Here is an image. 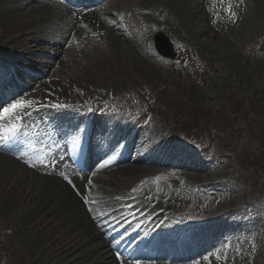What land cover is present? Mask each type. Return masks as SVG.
Returning a JSON list of instances; mask_svg holds the SVG:
<instances>
[{
  "label": "bare ground",
  "instance_id": "6f19581e",
  "mask_svg": "<svg viewBox=\"0 0 264 264\" xmlns=\"http://www.w3.org/2000/svg\"><path fill=\"white\" fill-rule=\"evenodd\" d=\"M11 1L10 5L0 4L1 51H5V45L16 37H26L27 39L30 25L41 22L42 26L41 31L35 33L39 37L34 36L28 41L29 49L26 47V54L18 58L14 55L11 57L13 61L11 70H22L19 68L17 60L31 63V60H35L31 56L40 54L49 60L45 63L46 65H40L44 68L43 71L48 68L42 72V76L46 74L43 80L38 79V72H33L35 74L29 75L30 77L35 75L34 83L28 87H21L19 93L15 94L24 101H34L30 109L38 107L42 103L44 105L49 103H53L54 106L62 105L63 103L53 99L55 97L67 103L75 102L74 104H78L79 109H81L91 95L87 91L86 85L75 86V90L73 89L74 77L63 80L64 76L61 71L65 64H70L80 77L87 81L88 75L96 69H101L105 60L114 61L117 52L125 54L126 57H142L145 52L136 39L139 37L143 41L146 31H149V38H151V33L160 32L178 39L179 41H177L181 43L180 55H190L193 51H198L197 46H200L203 53L211 61L220 62L218 65L223 68L230 67L239 78L238 81L242 83L248 84V76L254 69H258L260 64L258 62L261 61L259 58H249L244 61L237 49L235 52V47L232 52L218 53L212 50L211 46L215 45L220 48L223 47L224 38H235L237 35L235 33L240 30L241 22L249 21L251 17H258V20L262 16L264 17V10H260L258 15L250 14L253 7L262 0H242L243 3L239 6L237 0H137L140 3L139 7H132L135 1L129 7L128 3L123 4L120 10L124 11L128 7L124 12L129 14V19L133 21L131 17L134 15L138 21L144 23L143 27L134 22V25L129 24L123 18H117L114 15V12L117 11L114 5L118 3L117 0H107L105 3L103 0L100 7L99 4L97 6L83 5L77 8L68 7L61 0ZM120 3L123 2L120 1ZM262 23L259 32L264 34V21ZM117 24H120L121 28H116L115 25ZM183 28L187 30L184 31ZM43 29L44 32H42ZM122 32H126V34ZM195 44H197L196 48ZM69 49L80 51V56L76 61L69 60ZM262 49L264 50V46ZM83 62L86 64H82ZM0 70L3 69L0 68ZM12 78L13 74H10V77L6 75L0 81V103L7 101L6 96L1 92V86L11 84ZM113 84L114 82L109 80L108 83L104 82L102 87H93L98 90H108V92L116 91L112 89ZM28 89L29 92L24 93ZM9 97L11 96L8 95ZM93 99L94 95L86 104L82 114L91 107ZM36 101L40 103L37 104ZM52 109L54 108L52 107ZM28 110L25 109L0 120V133L7 135L6 130L13 127L17 130L15 135L10 136L9 139L0 140V155H4L5 159H13L19 163L15 160L22 152V145L18 141V137L24 131L22 124L25 123L27 128L25 132L29 135L28 142L35 147V152L29 159L30 163L27 166L19 164L27 167L24 177L27 178V185H32L33 197L28 200V207L18 218L19 225L25 226L26 232L21 233L18 230L17 235L20 238H25L23 243L31 246L32 250L42 248L44 242L40 243V239L33 240L32 238L36 235H28L32 234L35 229L38 232V227L35 225H38L41 217L45 215L46 227L62 225L61 243L63 244L65 240L68 241L64 246L59 245V248H53L54 256H51L47 261L44 257L45 253L41 255L42 258L35 254L36 259H43V264H222L221 253L224 251L225 258V253L232 251L234 246H228L229 237L224 232H209L208 225L210 223L213 230L217 227L232 226L222 219L229 210L221 209L216 211V214L213 213V217L205 214L204 221L210 222L200 225L201 228L197 232L190 228L189 231L195 233L192 238L187 239V236H179L181 242L177 247L172 244L167 246L163 244V252L157 255H144L137 251L125 252L118 242L113 241L115 235L110 234L111 229L116 227V222L124 217L133 218L134 215H130L132 212L141 213L142 218L140 220L146 219L147 224L151 225L156 221H162V216L178 211L182 202L176 201V199L183 195L185 189L177 179V175L186 177L188 182L193 183L194 188L201 190L204 194L216 195L211 187L213 185L195 183L198 177L195 174L192 175L190 171L200 172L199 167L196 168L197 165H193V163L190 165L183 164V166L174 164L171 161L174 150L172 147L168 146L169 151L164 153L166 155L165 160L157 157L147 158L148 153L152 154L151 152L155 151L153 147L142 149L141 155L135 158L133 153L137 145L144 147L148 143L147 139L138 141L140 129L136 132L130 145L116 152L120 155L113 156V164L99 166L94 170L92 166L89 168L87 166L82 171L78 170L73 167L70 159H68V153L66 156L64 149L60 148V144H54L55 139L60 136L58 114L53 113L51 120L44 124L45 127H38L43 115L30 116L31 123L29 124ZM2 114L3 111L0 115ZM21 116L23 119L20 118ZM101 117L108 116L98 115L92 121L90 129L85 128L83 133L75 135L70 131L63 140L70 138L71 141L79 140L85 143L87 139H90L91 143H88V147L92 153L102 156L104 152H112L109 149L111 144L105 139L104 129V133L100 129L95 131ZM32 121L35 122V125ZM109 121L112 125L111 118ZM27 124L31 127L30 129H28ZM114 126L116 125L113 124L112 127ZM162 133L170 140L175 139L174 130L170 131L169 128H165ZM158 151L160 152V150ZM189 157L184 156L182 159L189 160ZM3 166L5 165L3 164ZM148 174H158L160 182L156 189H152L154 187L151 182L141 179ZM165 174L169 178L167 177L163 181L162 177ZM12 186L18 195L25 194L24 185L21 187L18 183H12ZM102 190L106 191L107 194H100ZM122 193H124L123 197L127 198L122 202L114 200L116 195ZM96 194H100V196L96 197ZM25 198L27 199V196ZM3 200L1 202L2 207L6 210L7 206L9 208V203L8 201L3 203ZM126 207L130 208L129 211ZM150 207L154 209V212L148 213L147 208ZM158 210L160 212L155 214ZM46 211L49 213L48 217ZM115 216L117 217L113 218ZM165 224L164 222L163 225ZM135 225L131 222L133 230L124 240V243L133 244V247L136 248L147 244L154 246L155 244L149 240V235L143 234L135 228ZM197 227L199 226L194 227V229ZM181 232H186V230H181ZM240 242L242 243V241ZM243 243L248 250V241ZM149 245L146 246L147 250L150 249ZM246 250L244 249V252ZM233 251L235 252V250ZM249 251L251 253V250ZM233 255L235 254L233 253ZM62 257L64 259H61Z\"/></svg>",
  "mask_w": 264,
  "mask_h": 264
},
{
  "label": "rangeland",
  "instance_id": "374dc122",
  "mask_svg": "<svg viewBox=\"0 0 264 264\" xmlns=\"http://www.w3.org/2000/svg\"><path fill=\"white\" fill-rule=\"evenodd\" d=\"M120 1L123 3L121 4ZM133 1L135 2L132 7H139L140 3L137 0H117L118 3L114 5L115 8L121 9L120 7H123V4L128 3L129 7ZM11 2V0H0L1 5H10ZM128 7H126L125 10H127ZM260 10H264V0L255 5L250 14L258 15ZM132 18L135 19L138 25L141 27L143 26L142 22L138 21L134 15H132ZM260 19L258 20V17H251L249 21L241 22L240 30L238 33H235L237 34L235 38H224L223 47L218 48L215 45L211 46V49L218 53L232 52L235 47V52L238 51L244 61L249 58H259V61L261 60L258 62L260 63L258 69H254L248 76V84L238 81L239 78L230 67L223 68L218 65L220 62L216 61L215 63L211 61L208 56L203 53V49L200 46H197L198 51L195 50L191 54V63H193L194 66L188 65L190 63L189 59L184 57V63L187 65V68L181 70V68L177 66L179 63V58L177 56L179 51L176 47L178 46L177 42L179 40L166 35L165 38H167L169 44L176 53L174 59H164L158 56L152 49L153 47L149 49L143 48L144 52H147L150 57L147 56V54H142V57L136 56L131 58L126 57L125 54L121 52H117L114 61L105 60L101 69H96V71H92V73L88 75L87 81L82 79L70 64H65L64 69L61 71L64 76L63 80L74 77L73 89L75 90V86L86 85L88 88L87 91L91 96L85 101L81 109H79L78 104H74L75 102L67 103L55 97L53 98L57 99L55 101L63 103L61 107H56L52 105L53 103H49L48 105L42 103L38 107L29 109L27 112L29 124L31 123L30 116L43 115L40 123H38V127H45L46 125L44 124L51 120V115L56 112L59 117L60 136L55 139L54 144H60V148L63 149V138L69 134L79 122L85 121L82 111L94 95L91 105L94 107L98 104V111L103 114L101 116L112 117V125L115 121L119 120L117 121L118 123H114L116 126L112 127L108 117H101L98 120V127L95 131L100 129L104 133V131L107 132V130L108 132L113 131L114 129L111 128H115V132L118 133V129L123 127L122 120L127 124L129 129L141 127L147 134L151 135H153V130L169 127L170 131H175V136L178 141H181L180 136H182L190 140L194 139L195 142L201 144V147V142H203L204 145H207L205 147H208V154L216 152L217 150L219 154L214 157L217 159L216 165L220 166L217 172H221L222 169L220 168H223V166L224 171L222 174L216 173V176L219 177V182L213 177L214 180L210 179L209 183L213 185L211 186L213 192L216 195L217 192H220L221 194L218 195L221 196H213L210 199L208 197L200 201L199 204L203 203V207H199V209L203 210V208L208 207L212 209L210 211H215L218 208L230 205L228 207L230 208L229 212L222 217V219L229 224L231 217L230 213L234 208H237V212L233 215V220L237 226L241 224L247 226V230L250 233L249 236H252L254 242V252L253 248L252 250L250 248L246 250L243 242L247 240H242V243L239 242V245L240 247L242 246L246 252H243L241 260L237 258L229 264H264V50L262 49L264 34L259 32L264 17L262 16ZM28 29L29 36L27 39L26 37H16L13 41L5 45V51L0 50V68L3 69V72L0 70V81H2L6 75L10 77V74H13L11 81L15 84L12 85L11 83L4 85L2 87L3 89L1 88L3 94L12 89L18 88L19 90L22 86H30L34 83V79L36 78L35 75H32L31 78L29 75L31 73L35 74L38 72V79L41 80L46 76V74L42 76V72H45L48 68L43 71L44 68L40 67V65H46L45 63L49 60L42 57L40 54L34 57L31 56L35 59L31 60V63L17 60L19 68L22 70H11L13 66L11 57L14 55L18 58L26 54L25 49L26 47L28 48V41L34 36L39 37L35 33L41 31V22L30 25ZM183 29L184 31L187 30L186 28ZM42 32H44V29ZM148 37L149 31H146L145 37L143 38V45L147 43ZM196 45L197 44H195V48ZM45 48H47V45H45ZM68 54L69 60L72 59L76 61L80 56V51L69 49ZM26 59L30 61L28 57H26ZM160 61L173 62L174 66L164 65L159 63ZM82 64L85 65L86 62ZM111 76L113 77L110 78ZM109 80L114 82L112 89L116 91L107 93L108 90L104 92L102 89L98 90L94 88L97 86L102 87V84L104 82L108 83ZM27 92H29V89L28 91H24V93ZM110 94L113 95L111 96ZM120 106L125 108L124 113L120 111ZM52 107L55 108L52 109ZM133 109L134 113L131 114ZM50 110L52 111L49 113L48 111ZM91 110H93V108ZM32 123L35 125L34 121H32ZM22 126L24 131H27L26 124L23 123ZM27 127L28 129L31 128L28 124ZM120 129L125 130L124 128ZM127 133L128 132L125 131L124 135ZM130 136L131 134L128 137ZM124 137L125 136L120 139H114L112 143L117 144L122 141ZM146 139L148 142V138ZM152 141L153 142H150L149 145L165 142V136L161 135L160 140L152 139ZM182 145L194 150L200 148L199 144H196V147H192L190 143L185 144L182 142ZM153 148L155 151L151 152L152 154L148 153L147 158L152 159L157 157L158 159H166L164 153L169 151L168 146H162L160 148H155V146H153ZM158 150H160V152ZM206 152L205 148H201V154L205 155ZM182 157L184 156L182 155ZM182 157L181 152L179 153L173 150L171 161L176 165L180 164L179 166H183V164L190 165L191 163L197 165L196 168L199 167L198 169L200 172L195 170L190 172H194L191 174L197 175L199 181H201L203 178L202 176L209 171L216 172L217 170L214 162H210L209 168H205L199 165L198 160H196V164L195 162L188 163L189 161L187 159H182ZM197 157L199 158V156ZM5 158L4 155H0V264H43V259H36V255L42 258L41 255L45 253L46 255L44 257L47 261L51 256H54L52 253L53 248H59V245L64 246L68 243L66 240V243H61L63 226L53 225L46 227V217L43 215L40 219V223L35 225L38 227V232L35 229L36 231L34 230L32 234L30 233L28 235H36L32 238L33 240L40 239V243L44 242L42 248L32 250L31 246L23 243L25 238H20L17 235V231L20 230L21 233H25L26 227H21L19 225L18 218L28 207V200L33 197L31 191L32 185H27V178L24 177L27 167L16 163L13 159ZM208 159H212V157H208ZM16 161L18 162V160ZM3 164L5 166H3ZM220 175H222L223 178H221ZM151 176L153 177V180H151L152 183L157 184L155 176ZM167 177L169 178L167 174L163 175V181H165ZM12 183H18L21 187L24 185L26 189L25 194L22 196L18 195ZM209 183L205 182L201 184ZM4 191L5 193H2ZM102 193L107 194L104 190H102L100 194ZM2 200L3 203H7V201L9 203V208L7 206L6 210L2 207ZM177 200L182 202V196L176 199V201ZM193 204L194 202H191V198H188L186 203L182 205L183 210L179 217L180 220L185 219L184 221L187 222L190 218H193L191 211H194L196 206L192 208L191 211L189 210ZM47 211L46 215L48 217L49 213ZM196 212L199 213L198 211ZM204 214H210V212L204 211ZM210 217H213V215ZM188 225L189 223L187 226ZM212 227L210 223L208 228L211 230V233H222L227 230V226L217 227L214 230L211 229ZM181 230L183 231L184 229L181 228ZM236 230L238 229L234 228L231 231L237 233ZM178 232L179 230L177 227H170L162 232L161 237L168 234L169 238L172 237V240L176 242L179 240L176 238ZM230 236L234 240L240 239L236 234H230ZM162 243L166 246L171 244L169 240H164ZM176 244L178 243L176 242ZM158 247L160 246L158 245L156 248ZM234 249L233 247L231 249L232 251H228L227 253L233 256V253L235 254L233 251ZM249 250H251V253ZM223 252L221 253L222 264H228V258H224ZM61 259H64V257Z\"/></svg>",
  "mask_w": 264,
  "mask_h": 264
},
{
  "label": "snow or ice",
  "instance_id": "6c2138e0",
  "mask_svg": "<svg viewBox=\"0 0 264 264\" xmlns=\"http://www.w3.org/2000/svg\"><path fill=\"white\" fill-rule=\"evenodd\" d=\"M34 101L32 100H28V101H24V100H17L15 103H12L10 105V107H5L3 108V114L0 115V120L5 119L8 116L14 115L20 111H23L25 109H30L33 105ZM35 103L39 104V101H36ZM56 107H61V105H56ZM21 119H23V117H20ZM7 135L0 133V140H7L9 139L10 136H14L15 132L17 131L14 127L7 129ZM104 163H107V161H105ZM104 164H101V167H103Z\"/></svg>",
  "mask_w": 264,
  "mask_h": 264
}]
</instances>
